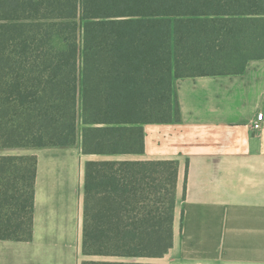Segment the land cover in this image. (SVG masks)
I'll use <instances>...</instances> for the list:
<instances>
[{
  "label": "trees",
  "instance_id": "obj_1",
  "mask_svg": "<svg viewBox=\"0 0 264 264\" xmlns=\"http://www.w3.org/2000/svg\"><path fill=\"white\" fill-rule=\"evenodd\" d=\"M264 58V0H0V148L140 154L178 77ZM35 156H0V239L32 236ZM176 160L85 163L81 264H159ZM185 264V263H173Z\"/></svg>",
  "mask_w": 264,
  "mask_h": 264
},
{
  "label": "crops",
  "instance_id": "obj_2",
  "mask_svg": "<svg viewBox=\"0 0 264 264\" xmlns=\"http://www.w3.org/2000/svg\"><path fill=\"white\" fill-rule=\"evenodd\" d=\"M173 93L178 120L144 124L140 154L84 153L80 136L0 148L36 157L32 236L0 239V264H81L85 163L121 158L177 161L168 264H264V58L238 73L175 78Z\"/></svg>",
  "mask_w": 264,
  "mask_h": 264
},
{
  "label": "built area",
  "instance_id": "obj_3",
  "mask_svg": "<svg viewBox=\"0 0 264 264\" xmlns=\"http://www.w3.org/2000/svg\"><path fill=\"white\" fill-rule=\"evenodd\" d=\"M262 119H263V113L262 112L257 113L256 117L252 123L253 129L256 130V129H259L261 127Z\"/></svg>",
  "mask_w": 264,
  "mask_h": 264
},
{
  "label": "rangeland",
  "instance_id": "obj_4",
  "mask_svg": "<svg viewBox=\"0 0 264 264\" xmlns=\"http://www.w3.org/2000/svg\"><path fill=\"white\" fill-rule=\"evenodd\" d=\"M153 261L158 262L159 264H168L167 261L163 258L153 259Z\"/></svg>",
  "mask_w": 264,
  "mask_h": 264
}]
</instances>
